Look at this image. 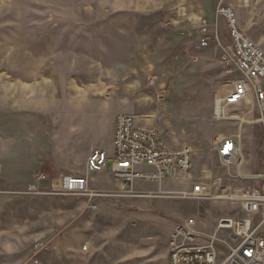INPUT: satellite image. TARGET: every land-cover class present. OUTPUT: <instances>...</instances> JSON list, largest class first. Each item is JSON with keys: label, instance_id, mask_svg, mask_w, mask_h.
<instances>
[{"label": "rangeland", "instance_id": "1", "mask_svg": "<svg viewBox=\"0 0 264 264\" xmlns=\"http://www.w3.org/2000/svg\"><path fill=\"white\" fill-rule=\"evenodd\" d=\"M159 1L158 11L140 13L138 18L129 15L131 18L111 22L112 30L118 31L119 37H111L110 44L118 47L120 52L112 53L103 64L106 67L119 64L124 68L118 66L120 69L112 71L111 78L99 80L96 76L95 82H105L91 88H100L96 98L99 96L122 113L136 117L146 130L154 131L164 139V143L169 142L179 150L190 148L193 152V169L188 176L149 185L150 191L141 189L145 196L136 203L147 209L150 217L160 216L176 224L196 217L204 230L210 231L222 218L241 217L239 207L226 199H182L177 193L190 192L193 184L202 179L209 181L215 197L224 196L222 190H227V196L263 182L259 179L264 176V129L258 121L260 108L248 99L227 108L228 120L214 119L215 100L230 91V80L221 67V49L215 44L196 49L194 33L186 35L198 20L200 0H191L187 5L184 0ZM203 1L205 5H202L207 8L204 17L214 21L216 0ZM228 3L235 9L242 30L264 51V0H248L247 4L242 0H228ZM101 6H90L81 0H0V139L7 140L10 136V131H6L7 120H10V94L17 107L19 103L23 106V92L26 96L30 92L33 97L40 93L39 52L48 51L51 43L55 45L59 41L62 44L69 40L50 34L56 29L86 27L90 22L67 18L88 9L99 12ZM78 23L84 26H78ZM215 23L224 41L221 27L227 38L225 25L222 20ZM71 42H74L72 38ZM151 77L155 78L153 85L147 81ZM24 79L28 84H23ZM88 79L91 81L92 78ZM120 92L124 94H121L122 100L117 101ZM40 119L44 125L53 123V118ZM223 136L239 138L238 162L231 166L222 165L216 155L217 139ZM40 172L49 178L61 174ZM204 172L210 173V179ZM19 190L23 189L0 188V197L11 196L18 202H31L29 204H34L33 199L39 197L55 198L54 207L61 209L62 214L56 219L65 220L62 232L70 230L71 214L78 204L86 202V198L73 196L22 197L16 194ZM118 208L123 209L122 206ZM87 209L94 211L88 204ZM156 229L162 235L160 227ZM27 231L33 237L38 228ZM30 244L32 246L33 241Z\"/></svg>", "mask_w": 264, "mask_h": 264}, {"label": "crops", "instance_id": "2", "mask_svg": "<svg viewBox=\"0 0 264 264\" xmlns=\"http://www.w3.org/2000/svg\"><path fill=\"white\" fill-rule=\"evenodd\" d=\"M81 3L102 6L99 12L88 9L67 18L90 22L86 27L56 29L50 34L69 40L62 44L56 41L55 45H49L48 51L39 52L40 93L33 97L30 92L29 96L23 92V106L19 103L17 107L10 94V120L6 130L10 136L7 140L0 139V188L24 189L33 182L37 172H59L85 176L88 188L105 197L98 200L94 211L87 209L86 202L78 204L71 214L70 230L62 232L65 220L56 219L62 214L61 209L54 207L55 198L39 197L33 199L34 204H29L3 195L0 197V264H169L168 242L176 222L165 221L160 216L150 217L149 211L136 203L137 199L144 198L141 189L150 191L149 185L163 182H136L127 192L114 179L111 171L114 123L118 115L126 113L99 96L96 98L101 89L91 88L105 82L100 79L111 78L112 71L124 68L119 64L107 67L103 64L112 53L120 52L110 44L111 37H119V32L112 30L111 22L158 11L160 1L81 0ZM184 4H191V0H184ZM202 4L205 5L200 0L198 20L186 34L194 33L196 49L200 22H216L214 13V21L204 17L207 8ZM81 24L78 26H84ZM221 34L225 42L223 27ZM222 53L221 49V57ZM96 76L98 82L94 80ZM23 84L28 82L24 79ZM121 94L124 93L120 92L117 101L122 100ZM47 117L53 118V123L41 124L40 118ZM165 144L170 151H179L169 142ZM94 151L106 154V165L102 171L88 174L87 160ZM158 226L162 235L156 229ZM30 228H38L33 237L27 231ZM36 242L46 244L48 251L35 255Z\"/></svg>", "mask_w": 264, "mask_h": 264}, {"label": "built area", "instance_id": "3", "mask_svg": "<svg viewBox=\"0 0 264 264\" xmlns=\"http://www.w3.org/2000/svg\"><path fill=\"white\" fill-rule=\"evenodd\" d=\"M244 4L248 0H242ZM216 22L222 20L227 38L222 41L217 23L202 20L198 26L197 49L211 44L221 48V67L229 78L230 91L216 98L214 119L228 120L226 110L251 99L260 108L259 123L264 129V51L242 30L235 9L228 0H216ZM155 78H149L153 85ZM244 122V117H241ZM239 138L223 136L217 139L216 155L224 166L238 162ZM112 175L130 192L134 183H160L188 176L193 169V152L183 148L170 151L154 131L138 126L131 115H118L113 133ZM106 154L94 151L87 160V173L100 172L106 165ZM263 181L249 189H241L226 196L239 207L241 217L222 218L210 231L204 230L196 218L177 223L170 235L169 264H264V176ZM45 185V186H44ZM226 195L227 190H222ZM18 196H73L86 198L88 208L95 210L97 200L104 197L89 190L85 176L61 173L49 178L44 173L34 175L33 182L16 193ZM176 195V194H175ZM224 195V196H225ZM145 196V195H144ZM182 199H216L209 181L202 179L193 184L190 192L177 193ZM218 199V198H217ZM34 254L48 251V246L36 242Z\"/></svg>", "mask_w": 264, "mask_h": 264}, {"label": "bare ground", "instance_id": "4", "mask_svg": "<svg viewBox=\"0 0 264 264\" xmlns=\"http://www.w3.org/2000/svg\"><path fill=\"white\" fill-rule=\"evenodd\" d=\"M229 119V118H228ZM231 119V118H230ZM204 175H205V177L207 178V179H210V173L209 172H204ZM225 199L226 198V196H220V197H216V199Z\"/></svg>", "mask_w": 264, "mask_h": 264}]
</instances>
